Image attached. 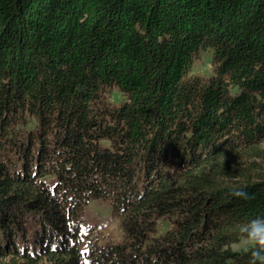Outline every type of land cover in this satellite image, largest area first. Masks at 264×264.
I'll return each instance as SVG.
<instances>
[{"label":"trees","instance_id":"obj_1","mask_svg":"<svg viewBox=\"0 0 264 264\" xmlns=\"http://www.w3.org/2000/svg\"><path fill=\"white\" fill-rule=\"evenodd\" d=\"M262 152L264 0H0V264H248L264 177L232 155ZM99 199L121 244L81 230Z\"/></svg>","mask_w":264,"mask_h":264},{"label":"rangeland","instance_id":"obj_2","mask_svg":"<svg viewBox=\"0 0 264 264\" xmlns=\"http://www.w3.org/2000/svg\"><path fill=\"white\" fill-rule=\"evenodd\" d=\"M201 70L199 66H193L189 76L193 77ZM120 101V98L115 99L111 93L106 95V102L113 107L119 106ZM232 159L237 160L250 176L264 177V152L258 157L234 154L232 155ZM171 225L172 221L169 216H166L165 219L157 220L151 236L159 237L163 235L165 231L170 229ZM81 230L90 243L97 242L117 245L123 242V233L119 227V219L113 215L110 203L107 200H94L85 207L82 211ZM230 249L235 252H241L239 251L238 242L232 243Z\"/></svg>","mask_w":264,"mask_h":264},{"label":"clouds","instance_id":"obj_3","mask_svg":"<svg viewBox=\"0 0 264 264\" xmlns=\"http://www.w3.org/2000/svg\"><path fill=\"white\" fill-rule=\"evenodd\" d=\"M193 66H199L202 70L190 78L214 79L218 69L215 49L211 46L197 49L193 53L188 71H191ZM117 91H119L118 88ZM231 194L244 200L250 198L248 193L241 188L233 189ZM238 245L239 251L248 256V264H264V216L249 219L238 226Z\"/></svg>","mask_w":264,"mask_h":264}]
</instances>
